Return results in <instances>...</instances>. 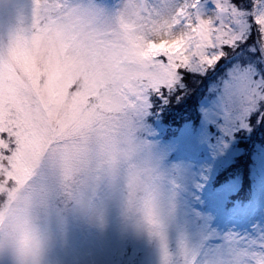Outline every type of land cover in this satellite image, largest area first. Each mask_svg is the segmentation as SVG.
Wrapping results in <instances>:
<instances>
[{
  "label": "snow or ice",
  "instance_id": "6c2138e0",
  "mask_svg": "<svg viewBox=\"0 0 264 264\" xmlns=\"http://www.w3.org/2000/svg\"><path fill=\"white\" fill-rule=\"evenodd\" d=\"M101 131L163 173L178 234L159 232V264H264V0H0V203ZM144 214L150 227L160 211ZM137 240L68 223L42 259L5 227L0 255L139 264Z\"/></svg>",
  "mask_w": 264,
  "mask_h": 264
},
{
  "label": "clouds",
  "instance_id": "9594fccd",
  "mask_svg": "<svg viewBox=\"0 0 264 264\" xmlns=\"http://www.w3.org/2000/svg\"><path fill=\"white\" fill-rule=\"evenodd\" d=\"M80 141V136H73L68 143ZM68 150L61 147L45 157L32 182V198L27 200L22 193L14 215L0 216V228H11L22 238L37 237L42 259L57 247L61 230L68 223L115 229L157 250L159 232L164 231L172 244L170 234L176 238L178 230L168 217V189L163 173L149 170L141 154L124 143L120 134H92L88 147L91 164H65ZM149 200L156 204L160 215L150 227H142L144 205ZM5 258L7 264H20L15 257Z\"/></svg>",
  "mask_w": 264,
  "mask_h": 264
},
{
  "label": "rangeland",
  "instance_id": "374dc122",
  "mask_svg": "<svg viewBox=\"0 0 264 264\" xmlns=\"http://www.w3.org/2000/svg\"><path fill=\"white\" fill-rule=\"evenodd\" d=\"M79 136V134L74 135ZM92 153L87 151H81L78 150L76 147L70 146L69 150L65 153L64 157V163L65 164H72V163H79L81 165L85 164H91L93 161L91 159ZM241 159H237L231 162V166L239 163ZM15 179H17L18 184L23 183V181L26 179L25 170L23 167H18L17 173L14 176ZM0 191H4L2 187H0ZM24 193V198L28 199V194L33 193L32 187H26V188H19L14 187L11 190L8 191V200L3 204L2 207H0V216L14 213L16 211V204L19 199H21V194ZM234 227L232 228L234 231L238 232H245L250 231V226L247 223L243 222H236L234 223ZM228 226V225H227ZM227 226H225V230L227 229ZM170 239L172 241V244L174 245L175 237L174 234H170ZM139 254V264H159V253L158 250L151 245L147 244L143 240H137L134 241L133 245ZM62 255L58 254L57 256H53L51 260V264H56V261L58 257ZM0 264H7V260L3 255H0Z\"/></svg>",
  "mask_w": 264,
  "mask_h": 264
},
{
  "label": "bare ground",
  "instance_id": "6f19581e",
  "mask_svg": "<svg viewBox=\"0 0 264 264\" xmlns=\"http://www.w3.org/2000/svg\"><path fill=\"white\" fill-rule=\"evenodd\" d=\"M234 223L233 224H231V225H228L227 227H231V228H233L234 227Z\"/></svg>",
  "mask_w": 264,
  "mask_h": 264
}]
</instances>
